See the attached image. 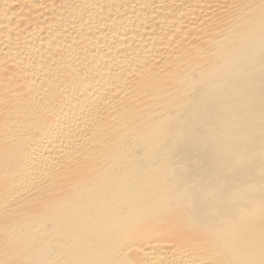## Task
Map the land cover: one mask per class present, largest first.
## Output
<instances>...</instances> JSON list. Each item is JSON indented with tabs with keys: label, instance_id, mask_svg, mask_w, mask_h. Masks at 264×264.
Wrapping results in <instances>:
<instances>
[{
	"label": "bare ground",
	"instance_id": "1",
	"mask_svg": "<svg viewBox=\"0 0 264 264\" xmlns=\"http://www.w3.org/2000/svg\"><path fill=\"white\" fill-rule=\"evenodd\" d=\"M0 264H264V0H0Z\"/></svg>",
	"mask_w": 264,
	"mask_h": 264
}]
</instances>
